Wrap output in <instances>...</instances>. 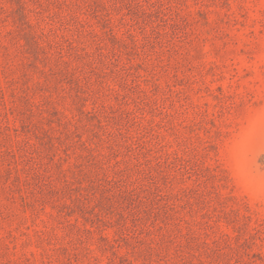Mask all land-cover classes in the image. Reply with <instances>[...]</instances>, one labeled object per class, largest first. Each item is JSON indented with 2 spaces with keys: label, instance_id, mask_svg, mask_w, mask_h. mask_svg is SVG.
I'll return each mask as SVG.
<instances>
[{
  "label": "rangeland",
  "instance_id": "1",
  "mask_svg": "<svg viewBox=\"0 0 264 264\" xmlns=\"http://www.w3.org/2000/svg\"><path fill=\"white\" fill-rule=\"evenodd\" d=\"M0 264H264V0H0Z\"/></svg>",
  "mask_w": 264,
  "mask_h": 264
}]
</instances>
